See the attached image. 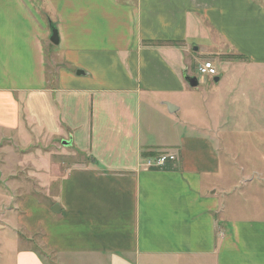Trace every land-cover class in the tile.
<instances>
[{"label":"crops","instance_id":"obj_1","mask_svg":"<svg viewBox=\"0 0 264 264\" xmlns=\"http://www.w3.org/2000/svg\"><path fill=\"white\" fill-rule=\"evenodd\" d=\"M193 51L264 65V0H0V140L18 145L0 154L22 158L3 167L32 164L40 178L39 193L9 199L0 264L6 253L10 264H264L263 214L234 215L219 192L210 98L202 118L158 120L204 91ZM37 140L71 142L77 156L55 195L43 174L53 152Z\"/></svg>","mask_w":264,"mask_h":264},{"label":"rangeland","instance_id":"obj_2","mask_svg":"<svg viewBox=\"0 0 264 264\" xmlns=\"http://www.w3.org/2000/svg\"><path fill=\"white\" fill-rule=\"evenodd\" d=\"M200 31V38L214 39L216 36ZM200 31H197L196 35ZM49 45L46 52L49 76H51L57 61L49 51L54 45ZM196 53L193 51L191 72L198 75L200 63L209 60L217 68L219 81L215 82L214 78L207 77L201 81V87L204 91L206 90V93L197 90L196 94L183 96H186L182 99L185 108L180 113V117L177 114L172 116L167 114L166 118L159 117L158 120L163 124L169 118L172 123L171 118L175 116V120L179 121L178 119H181L184 114L190 119L199 116L202 118L204 108H200V102L209 97V107L204 115H208L209 111L217 116L218 120L215 123L210 122V128L212 135L216 137L215 143L222 154L224 163V183L219 192L225 195L227 204L229 207L232 206L234 215L263 214L264 216V65L235 56L234 58L220 57L219 60H215L211 56L197 57ZM221 96L225 98L222 101L223 104L218 100ZM7 138L5 137L4 141L0 140V148H12V150L18 148V145H15L17 141H8ZM34 142V147L47 148L50 154L53 152L49 159L48 171L43 174L44 179L53 182L52 193L55 195L56 181L58 182L76 162L77 156L70 154L68 150L70 146L58 144V147H53L52 142L46 140ZM8 157L7 154H0V195L5 200L0 208V229L5 226L3 217L6 216H2L3 213L6 214L16 207L9 199L13 196L18 198L30 193H39L38 188H40L37 183L40 179L37 167L35 169L32 164L21 166L17 163L5 164L3 167V161H6ZM20 157L16 154L9 158L15 161V159H22ZM28 159L30 158H26ZM24 167L26 172L23 170ZM33 239L32 244L38 247L39 236H33ZM5 255L6 264H10L8 253ZM3 257L0 250V260ZM188 264H204V262L197 259Z\"/></svg>","mask_w":264,"mask_h":264},{"label":"built area","instance_id":"obj_3","mask_svg":"<svg viewBox=\"0 0 264 264\" xmlns=\"http://www.w3.org/2000/svg\"><path fill=\"white\" fill-rule=\"evenodd\" d=\"M198 75L199 77H203V78H207V77L216 78L218 77L219 74L214 63L208 60L203 62V64L199 66ZM176 158L177 157L173 154L162 155L155 160L147 161L146 164L148 167H162L168 162L175 161Z\"/></svg>","mask_w":264,"mask_h":264},{"label":"water","instance_id":"obj_4","mask_svg":"<svg viewBox=\"0 0 264 264\" xmlns=\"http://www.w3.org/2000/svg\"><path fill=\"white\" fill-rule=\"evenodd\" d=\"M50 29H51V36H50L51 43H53L54 45H59V41H60L59 40V32L57 30L56 25L51 23L50 24ZM184 79L189 84V86L192 87V88H197L199 86V84H200V81H199L198 77L190 76L187 73L184 74ZM218 81H219V78L216 77L215 78V82H218ZM167 107H168V109L170 111L175 108L171 104H167ZM62 144L67 147V146L71 145V142L63 141ZM57 208L58 207L56 206V207H54L53 210L54 211H56V210L58 211Z\"/></svg>","mask_w":264,"mask_h":264}]
</instances>
